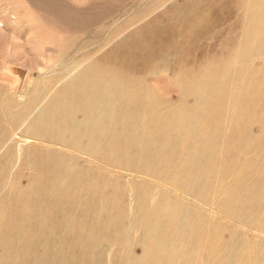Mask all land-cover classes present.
<instances>
[{"label":"bare ground","instance_id":"obj_1","mask_svg":"<svg viewBox=\"0 0 264 264\" xmlns=\"http://www.w3.org/2000/svg\"><path fill=\"white\" fill-rule=\"evenodd\" d=\"M39 34L37 47L50 39L44 30ZM5 41L0 35V45ZM65 46L58 62L43 68L21 93L24 68H4L14 82L0 105V128L9 124L2 126L1 138L12 134L32 146L24 150L21 141L13 145L7 138L0 145V161L9 166L3 172L18 163V174L29 164L39 175L21 186L16 173L7 184L28 206H8L0 226V264H105L91 254L110 249L112 264H196L194 246L186 240L211 250L199 264H264V241L251 250L235 235L224 237L201 208L214 214L216 206L234 223L255 222L264 202L261 178L245 183L247 174L233 170L228 160L213 166L218 152L195 132L200 118L188 116L182 98L167 107L145 81L153 70L136 76L104 69L97 55L103 49L73 63ZM103 172L115 178L107 180ZM161 182L181 186L187 201L164 197Z\"/></svg>","mask_w":264,"mask_h":264},{"label":"rangeland","instance_id":"obj_2","mask_svg":"<svg viewBox=\"0 0 264 264\" xmlns=\"http://www.w3.org/2000/svg\"><path fill=\"white\" fill-rule=\"evenodd\" d=\"M42 30L50 39L37 47ZM0 35L6 38L0 45V86L5 87H1L0 105L14 82L5 75L7 64L24 68L21 93L43 68L58 62L63 45L73 63L103 49L97 55L104 69L118 68L136 76L144 69L153 70L145 81L164 97L167 107L182 98L188 116L200 118L195 132L215 143L218 156L213 166L228 160L233 170L247 174L245 183L257 181L259 176L264 188V0H0ZM24 92L30 97L31 92ZM28 99L17 98L18 102ZM2 126L0 145L9 138L13 145L21 141L24 150L32 146L23 138L14 141L12 134L3 140ZM6 163L0 161V226L8 206H28L7 186L19 164L3 172L9 169ZM30 168L28 164L27 170L17 173L21 186L38 180L39 174ZM103 174L107 180L115 178ZM158 188L164 197L179 204L187 201L181 186L161 182ZM201 208L212 215L224 237L235 235L249 242L251 250L264 241V202L255 213V222L247 218L234 223L216 206L214 214ZM73 239L71 234L68 242ZM186 242L194 246V263L206 262L211 256V250L196 246L193 240ZM242 250L237 247V253ZM112 255V249L103 256L91 254L104 259L105 264H112Z\"/></svg>","mask_w":264,"mask_h":264}]
</instances>
